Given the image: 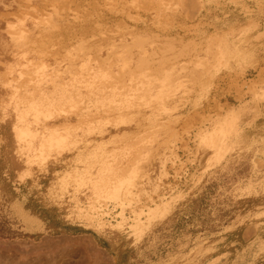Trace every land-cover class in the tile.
<instances>
[{"label": "rangeland", "instance_id": "rangeland-1", "mask_svg": "<svg viewBox=\"0 0 264 264\" xmlns=\"http://www.w3.org/2000/svg\"><path fill=\"white\" fill-rule=\"evenodd\" d=\"M83 1L0 0V264H264V0Z\"/></svg>", "mask_w": 264, "mask_h": 264}, {"label": "crops", "instance_id": "crops-1", "mask_svg": "<svg viewBox=\"0 0 264 264\" xmlns=\"http://www.w3.org/2000/svg\"><path fill=\"white\" fill-rule=\"evenodd\" d=\"M32 1V0H31ZM204 3H203V8H204V16L206 15L207 16V14L209 13V14H211V6L213 5V1L214 0H202ZM215 1H224V0H215ZM237 1V0H236ZM83 2H88V0H84ZM78 4H79V2H78ZM214 5H216V4H214ZM226 5H224L223 6V9L222 10H220V11H217L218 13L219 12H221V17H217L216 18V20H218V21H220V20H222V25H224L225 23H224V19H225V17H232L231 19H230V21L231 22H234V21H237V20H239L242 16H245V12H243L242 13V10L244 9V10H246V9H249V7H245L244 6V4H241V3H237L236 5H234V7L232 8V10L230 11V10H227L228 11V13L227 14H225V11H226V7H225ZM240 10H239V9ZM238 9V10H237ZM234 11H236V12H234ZM218 15L217 13H214L213 15ZM250 21H251V19H250ZM26 25V24H25ZM24 25V26H25ZM28 27V26H27ZM33 30V29H32ZM40 31H42L43 32V27H41V29H40ZM44 31H45V29H44ZM1 32H2V30H1Z\"/></svg>", "mask_w": 264, "mask_h": 264}, {"label": "bare ground", "instance_id": "bare-ground-1", "mask_svg": "<svg viewBox=\"0 0 264 264\" xmlns=\"http://www.w3.org/2000/svg\"><path fill=\"white\" fill-rule=\"evenodd\" d=\"M111 9H112V8H111ZM98 11H99V10H98ZM123 50H124V49H123ZM12 71H13V70H12ZM23 102H24V101H23ZM6 105H7V104H6ZM32 116H33V115H32ZM21 128H22V127H21ZM21 128H20V130H21ZM22 131H23V130H22ZM23 132H24V131H23ZM19 133H20V132H19ZM19 133H18V134H19ZM23 139H24V137H23ZM19 140H22V139H19ZM24 141H25V140H24ZM19 143H20V142H19ZM259 247H260V246H259ZM257 248H258V247H257ZM256 257H257V256H256ZM256 257H255V258H256ZM248 264H249V263H248Z\"/></svg>", "mask_w": 264, "mask_h": 264}]
</instances>
